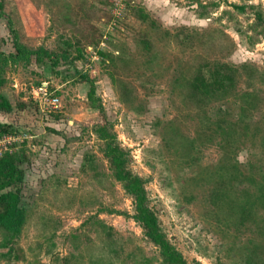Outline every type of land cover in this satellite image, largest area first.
Masks as SVG:
<instances>
[{"label": "rangeland", "instance_id": "obj_1", "mask_svg": "<svg viewBox=\"0 0 264 264\" xmlns=\"http://www.w3.org/2000/svg\"><path fill=\"white\" fill-rule=\"evenodd\" d=\"M3 1L0 50L14 51L11 18L26 46L66 57L10 62L0 87L26 208L12 242L0 228V264H168L134 219L97 124L189 264H264V0ZM204 58L238 65L239 95L190 100Z\"/></svg>", "mask_w": 264, "mask_h": 264}, {"label": "trees", "instance_id": "obj_2", "mask_svg": "<svg viewBox=\"0 0 264 264\" xmlns=\"http://www.w3.org/2000/svg\"><path fill=\"white\" fill-rule=\"evenodd\" d=\"M237 7L243 9L241 6ZM5 13L4 1L0 0V16ZM8 24L14 36V51L0 50V87L6 81L5 73L10 62L30 63L34 59L38 63H44L48 60L54 66L59 63L61 57H66L64 54L50 52L44 47L29 48L20 40L18 32L12 26L11 18H8ZM144 42L151 43L146 40ZM238 69V65H230L225 61L204 58L202 62L193 68L190 74L188 80L190 100L202 108L212 100L219 101L231 94L239 95L236 92L238 81L235 75ZM83 78L86 79L87 75H84ZM239 91V97L243 102L242 107L246 111L255 100L254 90ZM94 94L95 89L92 88L89 95L93 100H95ZM219 108L220 114L218 116H221L225 109L222 106H219ZM12 110V102L4 93L0 92V111L10 112ZM95 129L98 136L105 141L104 155L112 164L114 176L123 183L125 190L134 198V219L141 224L147 237L159 247L160 253L168 264H189L161 231L158 218L148 204L144 179L128 168L124 148L116 142L114 134L108 130L106 124H97ZM10 131H12L11 124L0 122V136ZM24 177L25 172L18 154L5 152L0 157V228L4 231L7 243L12 242L21 233L26 220V208L22 204L20 185Z\"/></svg>", "mask_w": 264, "mask_h": 264}, {"label": "built area", "instance_id": "obj_3", "mask_svg": "<svg viewBox=\"0 0 264 264\" xmlns=\"http://www.w3.org/2000/svg\"><path fill=\"white\" fill-rule=\"evenodd\" d=\"M8 133H5L0 136V157L3 156L5 152L10 150L7 143L8 141L10 142V140L12 139V136Z\"/></svg>", "mask_w": 264, "mask_h": 264}]
</instances>
